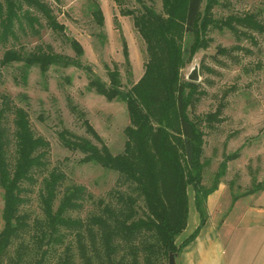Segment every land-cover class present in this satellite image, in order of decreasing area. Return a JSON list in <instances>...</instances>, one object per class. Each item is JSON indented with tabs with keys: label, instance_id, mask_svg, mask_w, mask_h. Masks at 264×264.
Wrapping results in <instances>:
<instances>
[{
	"label": "trees",
	"instance_id": "16d2710c",
	"mask_svg": "<svg viewBox=\"0 0 264 264\" xmlns=\"http://www.w3.org/2000/svg\"><path fill=\"white\" fill-rule=\"evenodd\" d=\"M57 1V0H55ZM120 3L123 0H115ZM139 1V0H137ZM161 0V12L144 4L141 12L125 9L123 15H132L134 26L145 43L147 60L142 76L124 89L117 67L108 69V82L95 75L79 60L83 48L75 38L69 43L75 57L51 53H22L13 48L4 50L0 57L1 69L17 63L16 82L26 83L30 69L39 68L45 75L51 66L83 68L88 73V88L107 100L125 102L129 124L124 129L125 141L120 153L112 154L108 146L83 119L86 131L98 143L77 136L67 129L58 132L61 144L83 156L81 163H93L116 172L118 186L115 202L99 201L100 212L82 218L73 215L83 207L87 195L84 186L68 185L60 192L65 180L62 171L52 170L43 179L40 194L41 219L29 222L20 213L24 202L23 183L30 180L35 169L42 165L37 153L47 146L41 137H35L27 112L11 105L5 97L0 102V190L2 191V228L0 229V264L16 240L28 234L30 244L20 243L8 264H46L59 246L63 251L57 264H71L72 245L66 241L72 235L78 258L82 264H137L143 256L146 264H155L170 254L179 255L199 233L207 221L206 200L217 190L227 163L240 155L241 147L226 154L214 173L210 186L202 184L203 170L208 161L203 159V126L213 127L218 122L223 103L202 116L191 115L202 91L198 84L185 81L181 69L199 49L208 47L211 29H229L236 37L248 36L249 31L262 33L263 25L256 14L245 12L237 16L215 18L213 8L219 0ZM37 12L53 29L63 30L51 14L45 0H0V43L17 38V30L26 33V26L35 31L39 25ZM91 14L103 27V14L92 1ZM242 30H241V29ZM185 37L191 43L184 48ZM225 53L224 49L218 50ZM129 64L126 46L123 47ZM75 110V107H72ZM8 114L13 115V138L16 146L14 162L10 161L11 139L6 127ZM82 116V113H81ZM191 186L199 221L194 230L180 243L176 238L187 225L188 193ZM264 181L241 194L231 193L232 202L247 194L263 190ZM142 201L140 213L136 205ZM30 254L27 259V255Z\"/></svg>",
	"mask_w": 264,
	"mask_h": 264
},
{
	"label": "rangeland",
	"instance_id": "374dc122",
	"mask_svg": "<svg viewBox=\"0 0 264 264\" xmlns=\"http://www.w3.org/2000/svg\"><path fill=\"white\" fill-rule=\"evenodd\" d=\"M45 1L56 21L63 25V30L51 28L34 11L32 14L38 17L39 22V25H35V31L32 32L27 26L25 34L17 30L16 39L0 43V57L4 50L13 48L24 54L51 52L74 58L75 52L69 38H75L83 48L79 60L103 81L108 82L107 70L115 67L119 70L124 89H128L142 76L147 60L145 43L134 26L133 16L123 15L122 12L125 9L132 10L134 14L141 12L142 4L161 12V0H123L120 3L115 0ZM92 1L100 6L103 27L97 25L91 14ZM204 3L205 0L201 9ZM245 12L255 13L264 27V0H219V4L213 8L215 18L237 16ZM207 35L210 38L208 47L197 50L180 72L185 81H191L188 79L189 74L193 69L197 71L198 79L192 82L198 84L202 94L191 115L202 116L214 111L220 102L223 103L219 121L213 123L212 128L203 126V159L208 161V165L203 170L202 184L210 186L223 157L241 147L239 157L227 163L226 172L219 182L227 186L231 193L241 194L252 188V185L264 181V31H249L248 36L236 37L229 29L223 28L211 29ZM190 43L191 38L185 37L184 48ZM124 45L129 64L123 53ZM219 49H224L225 53L219 52ZM16 66L17 63H13L1 69L0 102L5 97L11 105L22 107L28 114L33 135L47 143L37 152L42 153V165L33 171L30 180L23 183L24 202L20 213L27 216L30 223L42 218L40 194L43 179L52 170H57L65 174L60 192L66 186L76 184L84 186L87 193L83 207L74 211L73 215L85 218L98 214L99 201L115 202L114 191L125 190V186H118L116 172L97 164L81 163L83 155L64 147L58 132L64 128L97 143L82 122L87 119L110 152L120 153L125 141L124 129L129 124L125 102L109 101L89 89L88 73L83 68L51 66L43 75L39 68L32 67L27 82L22 83L14 79L17 75ZM5 123L10 132L9 154L13 163L16 146L12 114L7 115ZM187 193V225L177 236V244L192 232L199 221L191 186L187 188ZM221 197V203H224L226 192H222ZM142 205L138 199L136 208L139 213ZM2 207L0 190V229L3 225ZM73 240L72 235H67L66 241L72 245L71 264H82ZM20 243L30 244L28 234L13 243L4 264H8V259L15 256ZM62 251L63 246H59L56 252L48 256L46 264H57ZM168 260L169 257L162 258L155 264H168ZM174 260L176 263L175 254ZM137 264H146L143 256L138 258Z\"/></svg>",
	"mask_w": 264,
	"mask_h": 264
},
{
	"label": "crops",
	"instance_id": "0c3cea01",
	"mask_svg": "<svg viewBox=\"0 0 264 264\" xmlns=\"http://www.w3.org/2000/svg\"><path fill=\"white\" fill-rule=\"evenodd\" d=\"M206 209V223L176 255V264H264V188L232 202L231 191L220 183Z\"/></svg>",
	"mask_w": 264,
	"mask_h": 264
},
{
	"label": "water",
	"instance_id": "95a60500",
	"mask_svg": "<svg viewBox=\"0 0 264 264\" xmlns=\"http://www.w3.org/2000/svg\"><path fill=\"white\" fill-rule=\"evenodd\" d=\"M188 79L191 81H196L198 79L196 69H193V71L189 74ZM168 264H176L174 260V254L169 255Z\"/></svg>",
	"mask_w": 264,
	"mask_h": 264
}]
</instances>
